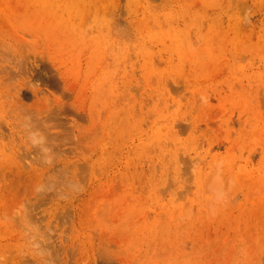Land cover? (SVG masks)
<instances>
[{"label": "rangeland", "instance_id": "1", "mask_svg": "<svg viewBox=\"0 0 264 264\" xmlns=\"http://www.w3.org/2000/svg\"><path fill=\"white\" fill-rule=\"evenodd\" d=\"M0 264H264V0H0Z\"/></svg>", "mask_w": 264, "mask_h": 264}, {"label": "bare ground", "instance_id": "2", "mask_svg": "<svg viewBox=\"0 0 264 264\" xmlns=\"http://www.w3.org/2000/svg\"><path fill=\"white\" fill-rule=\"evenodd\" d=\"M36 128H37V127H36ZM27 129H28V128H27ZM31 129H32V128H31ZM31 129H30V130H31ZM33 130H34V129H33ZM33 130H31V131L33 132ZM42 143H43V142H42ZM43 144H45V142H44ZM44 146H45V145H44ZM42 148H43V147H42ZM51 148H52V147H51ZM40 149H41V148H40ZM39 154H40V153H39Z\"/></svg>", "mask_w": 264, "mask_h": 264}]
</instances>
